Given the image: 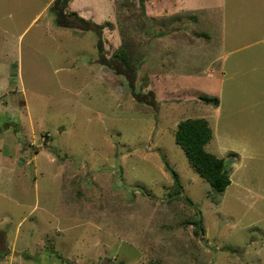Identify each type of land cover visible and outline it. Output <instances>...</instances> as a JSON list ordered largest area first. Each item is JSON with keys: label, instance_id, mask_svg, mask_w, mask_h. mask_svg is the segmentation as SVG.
Instances as JSON below:
<instances>
[{"label": "rangeland", "instance_id": "obj_1", "mask_svg": "<svg viewBox=\"0 0 264 264\" xmlns=\"http://www.w3.org/2000/svg\"><path fill=\"white\" fill-rule=\"evenodd\" d=\"M59 1L0 0V264H264V0Z\"/></svg>", "mask_w": 264, "mask_h": 264}, {"label": "trees", "instance_id": "obj_2", "mask_svg": "<svg viewBox=\"0 0 264 264\" xmlns=\"http://www.w3.org/2000/svg\"><path fill=\"white\" fill-rule=\"evenodd\" d=\"M67 1L68 0L59 1V5H62L63 2L65 3L64 10L66 8V5L68 4ZM64 10H60V15L66 14ZM74 14L75 12H72V15ZM60 22H62L61 19ZM65 25L70 26L66 23ZM123 54H125V52H122V54L118 52L115 53L116 62L123 64V66L128 69H131L130 64L124 58L125 55ZM203 101L206 104H212V100L209 98H203ZM214 104L217 108L219 105L217 99L214 100ZM175 135L177 143L184 150L190 164H192L198 170L201 176L204 177L207 182L210 183L214 192L224 193L231 184L230 171L227 168V162L225 159L217 158L215 155L206 150V145L213 138V131L209 126L208 121L205 119L185 120L179 124ZM168 164L169 163L166 161L165 165L167 169L172 172L173 176H175V182L178 186L179 180L177 178V175L175 171H173L169 167L170 165ZM198 215H200V213H198ZM187 224L194 225V231L197 236L200 233L204 235L205 227L201 218L189 221L187 222Z\"/></svg>", "mask_w": 264, "mask_h": 264}, {"label": "crops", "instance_id": "obj_3", "mask_svg": "<svg viewBox=\"0 0 264 264\" xmlns=\"http://www.w3.org/2000/svg\"><path fill=\"white\" fill-rule=\"evenodd\" d=\"M161 2H162V6H163V4L165 3V5H169L171 2L170 1H172V0H160ZM181 5L179 6V4L178 3H176V4H174V5H176L175 6V9H172V11H174L175 12V14H173V15H175V16H178L179 18L177 19V20H181L182 18H183V14H186V12H187V10H189V9H191V8H183L184 7V5H186V3L185 4H183V1H181ZM171 5V4H170ZM183 6V7H182ZM187 9V10H186ZM210 9H212L211 7H203L202 9H201V13L204 15H207L208 17H207V19L208 20H211V17H210V15L209 14H211L210 13ZM259 11H260V9H259ZM162 18H163V15L161 16ZM187 17V16H186ZM184 19V18H183ZM186 24L185 23H178V25H176V26H178V27H176L175 26V30H178L179 28H180V26H182L183 28H185L184 26H185ZM187 26V25H186ZM185 29H187V28H185ZM224 42H225V39H224V41H222L221 43L222 44H224ZM210 75H211V73H210ZM231 185V184H230ZM17 239V238H16ZM17 240H15V242H16ZM15 242H13V243H15Z\"/></svg>", "mask_w": 264, "mask_h": 264}]
</instances>
